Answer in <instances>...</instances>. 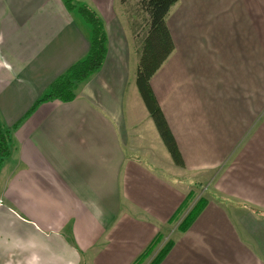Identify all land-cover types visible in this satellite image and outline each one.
I'll return each instance as SVG.
<instances>
[{"label": "crops", "instance_id": "1", "mask_svg": "<svg viewBox=\"0 0 264 264\" xmlns=\"http://www.w3.org/2000/svg\"><path fill=\"white\" fill-rule=\"evenodd\" d=\"M75 1L104 24L103 65L73 102L24 119L84 58L89 32L64 0H0V120L13 127L0 264H132L188 194L144 156L161 140L121 0ZM165 22L174 50L150 88L184 167L166 162L214 196L161 264H264V0H179Z\"/></svg>", "mask_w": 264, "mask_h": 264}, {"label": "trees", "instance_id": "2", "mask_svg": "<svg viewBox=\"0 0 264 264\" xmlns=\"http://www.w3.org/2000/svg\"><path fill=\"white\" fill-rule=\"evenodd\" d=\"M125 0H121L124 2ZM179 0H139L137 7L147 15L146 29L138 40L135 36L138 52V65L136 69L135 86L143 102L150 120L159 135L163 146L170 156L173 164L183 168V160L177 149L175 140L169 130L162 111L150 88L151 78L159 70L162 64L172 54L174 45L166 26V17L173 5ZM66 10L79 19L89 32V49L82 60L72 65L62 75L57 77L34 103L30 111L24 117L27 118L39 105L47 102L57 101L60 103H71L77 97V90L91 76L96 74L102 67L107 54V36L104 24L100 17L83 4L75 0H64ZM136 28L132 27V34L135 35ZM18 124L14 127H17ZM13 127H6L0 120V169L11 155ZM192 194L185 196L184 201L168 221V226L178 222L185 210L191 203ZM207 205L205 199H200L190 212L182 219L178 227L180 233H185L202 210ZM250 210L252 208L249 207ZM257 212V211H256ZM163 235L159 231L151 243L135 259L132 264H146L153 256L161 242ZM172 242L166 243L149 262V264H161L170 252Z\"/></svg>", "mask_w": 264, "mask_h": 264}, {"label": "rangeland", "instance_id": "3", "mask_svg": "<svg viewBox=\"0 0 264 264\" xmlns=\"http://www.w3.org/2000/svg\"><path fill=\"white\" fill-rule=\"evenodd\" d=\"M138 2H139V0H125L124 2H120L121 8L118 9V13H119V18L121 19V21L123 23H125L127 25V27H130V28L135 27L136 28L135 36L139 40L140 37L145 32L146 22H147L148 17L143 10H141L137 7ZM141 113H142V111H141ZM139 114H140V111H139ZM148 126L151 127V129H153V131H154V128L152 127L151 124H148ZM146 127H143V129L146 130ZM153 133H156V132H153ZM151 134H152V132H151ZM150 137H151V135H150ZM153 139L155 140V138H153ZM147 141H148V139H147ZM149 142L152 143V138L149 140ZM148 146H149V144H148ZM150 149L152 150V146L150 147ZM160 153L162 154L163 157L165 156L164 157L165 159L160 155ZM144 156L147 158V160L150 163L154 162L157 164V166L153 168L154 170L161 173L165 178H168V179L172 178V180H174V182L177 184L188 185L189 189H188L187 193L188 194L190 193L193 195L191 203L189 204V206L187 207V209L185 210L184 214L179 219V221L174 223L173 225L165 227L161 230V233L164 237L163 241L161 242V244L159 245V247L157 248V250L155 251L153 256L146 262V264H149V262L156 256V254L159 252V250L166 243H168L169 241L173 243L174 236L176 234L180 233L178 231V227H179L180 223L182 222V219L190 212V210L196 205V203L201 198L205 199L206 202H208L212 198V196H214V193L211 191V186L209 185L207 180H204V181L201 180L200 181V179L199 180L189 179L186 177V174H183V175L180 174L179 176L173 174V171L170 169L169 165L166 162V159L171 161L170 156L168 155L167 151L165 150L164 146L162 145V143L160 141L156 142L155 150H153L152 153L149 152L148 154H146ZM142 159L145 163H148L147 160H145L144 158H142ZM156 164H154V165H156ZM215 197H217V196H215Z\"/></svg>", "mask_w": 264, "mask_h": 264}]
</instances>
